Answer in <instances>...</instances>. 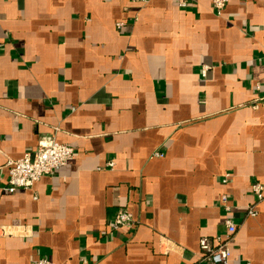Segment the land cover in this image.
<instances>
[{
  "label": "crops",
  "instance_id": "0c3cea01",
  "mask_svg": "<svg viewBox=\"0 0 264 264\" xmlns=\"http://www.w3.org/2000/svg\"><path fill=\"white\" fill-rule=\"evenodd\" d=\"M43 138L74 158L3 191L8 160ZM255 181L264 0L221 15L213 0H0V264H209L200 239L228 216L230 264H264V200L246 214ZM124 207L139 224L114 231Z\"/></svg>",
  "mask_w": 264,
  "mask_h": 264
},
{
  "label": "built area",
  "instance_id": "2783aa9c",
  "mask_svg": "<svg viewBox=\"0 0 264 264\" xmlns=\"http://www.w3.org/2000/svg\"><path fill=\"white\" fill-rule=\"evenodd\" d=\"M135 2H148L150 0H133ZM181 8H185L189 4V0H176ZM228 0H213V7L218 15H221L223 9L227 5ZM124 22H119L118 27H124ZM209 66L202 68V74L206 76ZM163 152L154 153L156 157H162ZM75 156V149L65 143H61L56 138H43L39 142V146L34 152H27L22 158L10 159L7 162L9 168V177L7 183L1 187L5 192L14 193L19 188H31L45 175H54L62 167L66 166ZM114 163L110 162L112 166ZM229 174L223 178V182H227ZM255 197L254 202L247 208L246 214L249 216L258 215L257 206L264 200V185L255 181L252 186ZM222 201L225 203L226 211L233 212L232 206L228 204V197L223 196ZM139 221L133 216L132 212L127 208L117 210L113 221L111 222L112 230H119L122 227L133 231ZM240 224H238L233 216H228L225 220V232L217 236L214 240L209 237L200 239V248L203 258L209 264H230L231 262V245L238 232ZM2 230V227H0ZM33 264H56L47 258H39Z\"/></svg>",
  "mask_w": 264,
  "mask_h": 264
}]
</instances>
